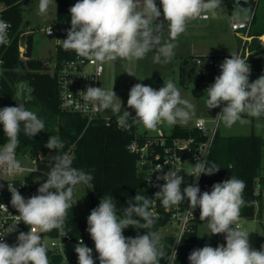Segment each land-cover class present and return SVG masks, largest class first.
I'll use <instances>...</instances> for the list:
<instances>
[{"label":"clouds","instance_id":"1","mask_svg":"<svg viewBox=\"0 0 264 264\" xmlns=\"http://www.w3.org/2000/svg\"><path fill=\"white\" fill-rule=\"evenodd\" d=\"M52 3L53 0H39L38 14L46 15ZM160 4L164 20L157 23L161 11L155 0H78L69 9L71 27L67 38L61 40L62 47L65 51H74L79 57L100 63L117 59L141 60L149 52H155L154 62L168 63L175 54V41L185 32L188 21L212 12L219 6V0H160ZM165 23L167 40L163 38ZM10 27L9 22L0 19V44L7 41ZM220 68V75L206 89L207 108L214 109L224 104L218 116L227 127L238 121L247 122L245 115L257 119L264 116V75L250 82L248 60L238 55L226 58ZM79 93L85 102L120 113L122 102L113 88L105 90L88 86L86 91ZM127 106L135 110L134 122L148 130H156L165 123L169 126L186 124L193 108L187 99L181 97L180 90L172 81L164 83L159 90L142 83L135 84L130 89ZM129 116L128 111L118 115V124L128 127ZM0 125L7 137V142L0 147V167L7 172L20 171L21 163L15 158L20 132L23 130L26 136L34 137L44 131L45 123L36 112L18 104L0 109ZM44 146L49 150H59L63 149L64 143L58 135H53ZM219 170L220 167L214 163L206 166L204 162L197 161L191 174L198 180L201 174L212 175ZM92 180L90 173L73 167V157L57 152L52 157L47 180L38 188L37 195L25 199L16 187L8 184L11 204L19 215L0 234V264H51L39 233L63 230L68 210L77 203L73 199L76 186L83 183L94 188ZM157 180L165 181L155 193L165 209L187 200L191 210L199 208V218L207 221L211 235H225L226 245L194 249L188 256L190 264H264V245L260 250L253 249L249 233L239 226L240 212L246 204L243 198L246 185L242 179L231 177L215 183L210 193H201L199 186L194 184L185 186L182 191L184 176L178 170L167 171L157 176ZM150 205L148 197L136 193L128 201V206L122 209V215L117 214L112 196H104L98 207L91 210L87 217V231L94 241L99 264H160L165 253L158 232L145 231V234L134 238L123 235V230L129 226L137 230L153 227L155 214L150 211ZM21 221L29 231L19 233L16 245L4 242L2 238L15 232ZM75 252L78 264H95L93 249L87 247L82 239Z\"/></svg>","mask_w":264,"mask_h":264},{"label":"trees","instance_id":"2","mask_svg":"<svg viewBox=\"0 0 264 264\" xmlns=\"http://www.w3.org/2000/svg\"><path fill=\"white\" fill-rule=\"evenodd\" d=\"M12 5L11 19L15 28L18 29L23 23V17L19 11L25 0H1ZM264 0H249L246 6L257 8ZM228 8H237V0H225ZM239 8V7H238ZM59 21L56 28L61 37L67 38V31L71 27L69 0H57ZM256 12V11H255ZM256 14L254 15V21ZM260 36L264 31H260ZM18 38L8 51L6 57V70L0 74V109L6 106H17L23 104L28 110L34 111L44 121L45 129L34 137H28L23 130L19 134L18 151H32L34 153L44 152L55 156L57 152L64 154L73 148V167L82 169L93 176L91 184L94 188L81 183L89 197V210L98 207L104 196H112L119 215L122 209L128 206V201L136 193L144 195L149 199L155 195L158 189L149 187L145 180L137 172V156L131 153L128 145L135 136V130L124 131L115 122L107 125L102 118L87 123V120L79 115L63 111L60 107L59 84L57 78L49 72L50 61L41 58H32L26 62L19 59ZM63 47H58L57 60L65 57ZM194 57L186 58L182 62V71L186 82L193 80V74H188L193 68ZM254 67L255 80L264 75V47H261L251 56ZM26 86L29 88L26 90ZM264 118V116H262ZM175 133L187 134L185 127L181 124L173 126ZM58 135L63 141L64 147L59 150H49L44 145L49 136ZM7 142L0 125V145ZM264 138L259 135L230 136L223 137L218 134L214 142L211 154L207 159L206 166L213 163L220 170L212 175H204L199 186L201 193L212 190L215 183L223 182L231 177L242 179L245 182L243 198L246 202L242 207L240 217L244 220H254L260 213L262 205V189L258 190L259 180H264L262 173ZM231 166V167H229ZM78 186V185H77ZM76 186V187H77ZM76 189V188H75ZM75 199V190L74 197ZM75 201V200H74ZM70 232L79 236L85 228L87 221L82 217L75 203L68 210L66 221ZM143 222V221H142ZM167 223L155 220L151 229H135L131 226L123 230L125 237H136L143 235L145 231H156L159 233L161 227ZM164 245V257L160 264H167L171 253V237H161ZM204 239L197 233V225L187 235L186 244L181 248L177 264H190L188 256L194 249L206 246ZM226 245V242H225ZM51 264H60L61 259L47 250Z\"/></svg>","mask_w":264,"mask_h":264},{"label":"built area","instance_id":"3","mask_svg":"<svg viewBox=\"0 0 264 264\" xmlns=\"http://www.w3.org/2000/svg\"><path fill=\"white\" fill-rule=\"evenodd\" d=\"M225 6V0H219ZM70 8L77 3V0H69ZM157 7L163 11L160 0H155ZM12 5L0 0V19L10 23L11 27L8 29L7 41L0 44V74L6 70V57L9 49L13 45L16 38H18L19 59L26 62L33 58L25 57L27 53V38L30 34L35 35V29H30L25 22L21 24L18 29L15 28L14 22L11 19ZM199 19L209 22L212 18L211 12L204 13ZM254 16L244 20L231 21L230 28L236 44V50L229 55H198L194 56L193 67L195 68L196 76H199L203 81V88L206 89L215 82V77L220 75L221 63L226 58H231V55H238L244 58L251 68L249 81H255L254 67L251 62V56L255 52L251 50L252 41L255 38L251 35ZM57 23V22H56ZM56 23L45 29L48 36L56 39V47H62L61 40L66 37H61L56 28ZM49 29L51 33L49 34ZM262 37H259L261 39ZM263 46V40L260 41ZM34 53V51H33ZM65 57L61 61L54 59L50 61L49 72L58 80L59 84V100L60 107L63 111L71 114L79 115L87 120V123L102 118L107 125L115 122L119 128L124 131L130 129L135 130V136L128 145L131 153L137 156V172L142 177L149 187L160 190L161 185L165 183L164 180H157V176H161L167 171H179V174L184 176V183L181 185V190L189 184L200 186L203 174L196 180L192 173L194 165L197 161L207 163V159L211 154L214 142L219 131L220 118L218 114L225 106L221 104L220 107L208 109L213 113L211 118H199L196 120L194 126L185 127L187 134L175 133L174 127L171 132H165L161 126V130L157 134H148L147 132H140L138 123L134 122V117L127 118L128 127L118 124V117H106L103 115L102 109L95 106L92 102H85L80 95V91H86L88 86L101 87V78L105 73L104 63L96 62L94 60L82 58L76 55L74 51H65ZM205 57L209 69L200 68L201 60ZM77 105H80L77 108ZM3 145H0L2 147ZM64 154L73 156V148L67 150ZM52 155L44 152L34 153L32 151H18L15 150V158L21 163V170L17 172H7L0 167V234L4 229L15 222V216L19 215L17 210L11 204V193L8 190V184H12L17 188L19 193L28 199L33 195L38 194V188L43 182L47 180V173L52 164ZM160 169H163L160 171ZM261 187L258 184V190ZM150 211L155 214V220L163 221L171 224L173 232L163 237H171L170 244L171 253L167 264H177L181 248L186 244V238L189 233L194 230V226L200 220V210L196 208L191 210L189 202L185 200L178 206L165 209L161 200L155 195L150 198ZM6 206V207H5ZM259 205L257 204V209ZM90 211V210H89ZM91 213V212H90ZM119 215V214H118ZM86 219V218H85ZM240 217L239 226L241 221ZM87 221V219H86ZM17 230L11 234L5 235L2 239L9 245L17 244V237L20 232L27 233L29 227L21 221L17 226ZM88 225L81 231L79 236L73 235L68 227L67 222L64 223L63 230L53 229L50 232L39 233L41 235L42 243L47 250L53 255L60 257V264H78V256L75 252V247L79 240H83L84 244L93 249V258L95 264H99L98 253L95 251L94 241L91 239L87 231ZM181 239V240H180ZM180 240L179 243H177ZM66 244L74 246L69 257L64 255ZM176 252V256H175Z\"/></svg>","mask_w":264,"mask_h":264},{"label":"rangeland","instance_id":"4","mask_svg":"<svg viewBox=\"0 0 264 264\" xmlns=\"http://www.w3.org/2000/svg\"><path fill=\"white\" fill-rule=\"evenodd\" d=\"M78 2V0H77ZM39 0H25L20 6L19 11L25 22L30 29H35V43H34V58L46 59L53 62L57 56L56 39L48 36L45 33V29L49 26H53L59 21L57 0H53V3L49 6L46 15L38 14ZM256 11V12H255ZM256 14L255 21L253 20L251 35L255 38L252 41V49H259L262 46L260 41L263 40L264 35L260 36V31H264V3L260 2L257 8L254 10L251 7L245 8H228L221 1L219 6L211 12L212 18L209 22L202 19L194 18L188 21L187 28L184 33L179 35L175 41L176 48L174 49V56L168 63H156L153 60L155 52H149L144 59L141 60H124L117 59L112 62H104L105 73L101 78V87L105 90L113 88L117 97L122 102V108L120 113H114L111 109L103 110V115L106 117H118L122 115L124 111H128L130 116L135 115V110L127 106V100L129 97L130 89L137 83H142L147 86H151L153 89L159 90L164 83L172 81L180 90L181 97L187 99L193 108L190 110L191 118L186 124H181L185 127L194 126L195 122L199 118H211L213 113L208 111L206 106L207 94L203 88V81L196 76L192 81L186 82L184 73L182 71V62L186 58L194 56L204 55H229L235 52L236 44L233 38V34L230 28V20H244L251 18ZM71 16V14L69 15ZM164 20L163 11H161V17L158 22ZM259 37H262L259 39ZM163 38L168 39V27L167 23L164 25ZM200 68L209 69L207 60L205 57L201 60ZM130 74V75H129ZM26 90L30 91L26 86ZM119 102V101H117ZM247 121L245 123L236 122L231 127L225 126L220 120L219 131L221 136H247V135H259L264 138V118L259 119L244 116ZM140 132H147L148 134H157L161 130L159 126L156 130L145 129L142 125L138 124ZM165 132H171L173 126H169L166 123L162 125ZM262 173L264 174V149H263V162ZM0 177H3L0 175ZM263 191L262 205L260 207V213L254 220H242L241 228L249 233V242L253 249L260 250L264 245V180L258 183ZM86 194V195H85ZM75 204L83 218L90 215L89 211V197L82 184H79L75 189ZM259 210V209H258ZM173 227L171 224L161 227L159 234L161 237L171 234ZM199 236L205 238L209 246L214 247L216 240L224 239V234L211 235L208 229L207 221H200L198 223ZM216 245H219L216 244ZM74 246L72 244H66L64 255L69 257L72 253Z\"/></svg>","mask_w":264,"mask_h":264},{"label":"water","instance_id":"5","mask_svg":"<svg viewBox=\"0 0 264 264\" xmlns=\"http://www.w3.org/2000/svg\"><path fill=\"white\" fill-rule=\"evenodd\" d=\"M249 3V0H237V5L240 8H245ZM34 43H35V36L34 34H30L27 38V53L25 57L31 58L34 51ZM193 74H195V68L191 69V72L188 74V78H190Z\"/></svg>","mask_w":264,"mask_h":264},{"label":"crops","instance_id":"6","mask_svg":"<svg viewBox=\"0 0 264 264\" xmlns=\"http://www.w3.org/2000/svg\"><path fill=\"white\" fill-rule=\"evenodd\" d=\"M214 55H216V54H214ZM199 222H200V221H199ZM199 222H198V223H199ZM198 223H197V233H198ZM198 236H199V233H198ZM199 237L202 238V239H204L205 242L207 243V245L209 246V244H208V242H207V240H206L205 238H203V237H201V236H199ZM225 242H226L225 238H224V239H220V240H216V241L214 242V244H215L214 247L218 246V245H216V244H218V243H219V245H221V244H225Z\"/></svg>","mask_w":264,"mask_h":264}]
</instances>
